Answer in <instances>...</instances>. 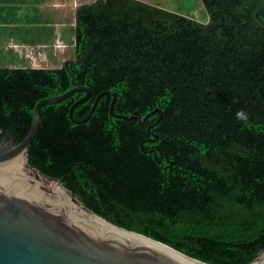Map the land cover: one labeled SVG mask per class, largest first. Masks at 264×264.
Listing matches in <instances>:
<instances>
[{"label":"trees","instance_id":"obj_1","mask_svg":"<svg viewBox=\"0 0 264 264\" xmlns=\"http://www.w3.org/2000/svg\"><path fill=\"white\" fill-rule=\"evenodd\" d=\"M160 1L88 2L62 66L0 67V150L88 86L72 116L83 89L43 105L30 163L115 224L245 264L264 249V0H202L206 22Z\"/></svg>","mask_w":264,"mask_h":264},{"label":"water","instance_id":"obj_2","mask_svg":"<svg viewBox=\"0 0 264 264\" xmlns=\"http://www.w3.org/2000/svg\"><path fill=\"white\" fill-rule=\"evenodd\" d=\"M79 89L86 93L72 105V116L74 106L92 95L90 87L77 85L39 101L28 135L0 150V264H214L115 224L88 207L61 179L30 163L29 146L40 128L41 108ZM105 92L114 94L113 112L117 95ZM101 94L89 115L77 122L89 118ZM157 110L162 111L119 115L128 121L146 120ZM245 264H264V249Z\"/></svg>","mask_w":264,"mask_h":264},{"label":"crops","instance_id":"obj_3","mask_svg":"<svg viewBox=\"0 0 264 264\" xmlns=\"http://www.w3.org/2000/svg\"><path fill=\"white\" fill-rule=\"evenodd\" d=\"M92 1L0 0V67L62 66L75 53L78 10Z\"/></svg>","mask_w":264,"mask_h":264},{"label":"rangeland","instance_id":"obj_4","mask_svg":"<svg viewBox=\"0 0 264 264\" xmlns=\"http://www.w3.org/2000/svg\"><path fill=\"white\" fill-rule=\"evenodd\" d=\"M160 2L174 10L195 16L199 20L208 21V12L202 0H161Z\"/></svg>","mask_w":264,"mask_h":264},{"label":"clouds","instance_id":"obj_5","mask_svg":"<svg viewBox=\"0 0 264 264\" xmlns=\"http://www.w3.org/2000/svg\"><path fill=\"white\" fill-rule=\"evenodd\" d=\"M237 118L238 119H245L246 118V114L243 112V110L237 112Z\"/></svg>","mask_w":264,"mask_h":264}]
</instances>
